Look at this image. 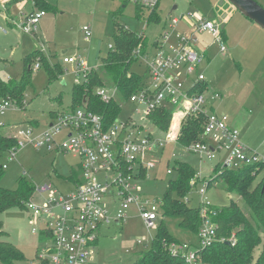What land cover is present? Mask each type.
I'll list each match as a JSON object with an SVG mask.
<instances>
[{"label":"rangeland","instance_id":"1","mask_svg":"<svg viewBox=\"0 0 264 264\" xmlns=\"http://www.w3.org/2000/svg\"><path fill=\"white\" fill-rule=\"evenodd\" d=\"M219 1L160 0L157 9L160 20L156 21L150 17L152 9L141 6L133 0H47L50 7L46 9V15L40 19L36 30L31 33H26L16 25V19L31 11L30 3L25 2L23 5L13 7L14 20H7L0 14V79L5 82H16L21 80L26 65L34 66L24 90L26 104L22 106L11 103L5 113L0 115L1 128L6 134L14 133L18 128H31L33 135H37L56 121L58 112L70 111L76 106L73 88L78 76L73 64L64 63L62 60L64 55L80 56L90 67L101 66L103 58L110 51V45L115 44L120 26H126L135 33L144 32L150 47L162 31L169 30L171 34L169 43L177 45V35L183 25L179 24L173 28L172 17L180 18L182 15L187 16L189 12H199L206 19L215 20L219 13L223 15L230 6L227 1L221 6ZM256 1L264 7V0ZM1 10H4V0H0ZM38 10L40 8L37 7L36 11ZM229 20L223 29L227 45L225 52L220 51L218 42H211L212 39L208 34L204 36L205 40L208 39V42L212 43L209 49L212 63L210 65L206 63L203 69L208 84L207 93L223 92V95L220 93L223 99L220 97L218 100H213L217 112L227 114L232 110L242 112V117L246 119V123L240 129L242 141L249 148L264 154V74L255 83V61L250 58V53L246 51L242 41L244 28L240 30L242 20L248 18L240 10L234 9ZM85 26L91 28V36L88 39L83 30ZM3 29L6 31L4 32ZM233 35L240 41L239 48L235 50H232ZM200 41L202 42V36ZM208 42L202 43L201 47ZM38 49L49 56L52 63L60 62L63 68L61 76H52L46 64L35 69V64L38 62V54H35V51ZM64 50H67L65 54ZM251 59L252 63L249 62ZM131 69L143 74L145 64L134 61ZM143 108L142 105L130 101L124 102L118 118L125 122L132 117L139 124H143L140 137L148 135L149 132L159 135L157 127L152 126L148 120L141 119L143 113L140 114L138 111H143ZM174 116L176 124L175 119L178 116L177 114ZM172 122L171 120L167 130L169 132H172L175 126ZM180 123L179 119L178 125ZM16 126L18 128H15ZM161 135L166 138V134L161 133ZM60 137H65V134L59 135L58 139H62ZM175 141L166 143L165 148L160 150L163 157L161 162H155L143 176L132 182L140 188L138 193L142 196L141 204H131L126 209V219L120 224L114 222L102 226L92 264H134L142 252L152 248L153 237L157 230L148 229L142 219L140 207L147 203L161 204L168 190L169 180L176 176L173 168L176 160L190 163L197 173H201L189 194L191 200L189 204L196 207L203 206L205 197L199 190L204 187L206 180L219 174L215 170L219 160L212 161L206 156L187 151ZM2 160L7 161L8 156L3 157ZM147 162L150 163L152 160L148 159ZM78 164L79 158L72 153L49 151L45 147L37 148L33 143L25 144L15 152L12 160L8 162V168L0 174V184L15 190L19 186V178L24 175L27 180L35 184L36 189L52 184L61 191H69L74 182L68 177L72 168L76 169ZM263 176L264 169L255 182L260 181ZM207 190V200L215 207L229 205L232 200L240 206L244 205V200L237 192L229 193L221 185L213 183ZM50 195L51 192L40 195L35 191L32 201L36 204H44L49 200ZM110 207L112 210H118L120 205L111 204ZM162 214L160 211L161 217ZM47 218L48 215L36 218L27 207L22 205L11 206L2 212L1 220L3 230L6 232L3 239L12 242L24 253V258L17 264H43L39 256L40 249L44 247L41 231L45 228ZM164 223L180 243L187 242L192 247L199 244L197 232L182 228L178 219L165 216ZM33 228L38 231L34 232ZM139 239H143L142 243L138 242ZM261 250L262 247L257 249L255 258L259 256Z\"/></svg>","mask_w":264,"mask_h":264},{"label":"built area","instance_id":"2","mask_svg":"<svg viewBox=\"0 0 264 264\" xmlns=\"http://www.w3.org/2000/svg\"><path fill=\"white\" fill-rule=\"evenodd\" d=\"M133 1L154 10L158 8L160 0ZM45 15L44 9L35 11L16 25L26 33L34 32ZM224 21L225 18L221 15L210 20L199 12H189L187 16L171 19L173 28L179 24L184 25L177 35V45L169 43V30L159 34L151 51H144L138 45L133 50V57L135 61L145 64L146 72L141 87L128 101L142 105L143 111H138L143 113L141 119L148 120L159 131L161 129L154 124L151 115L160 108L173 112L172 121L176 114V119L179 118L180 122L188 116L203 117L201 138L184 148L206 156L209 160H219L221 167L237 168L243 164L264 162V154L249 148L242 141L240 130L230 123L227 113L214 109L213 100L220 98L221 94L216 92L211 96L207 95L206 77L201 70L206 56L198 48L200 36L208 33L214 42L220 44L221 51L227 50L222 28ZM83 30L88 39L91 28L85 26ZM110 48H114V45ZM37 59L35 69L42 66L41 57L38 56ZM62 60L75 66L78 81L88 78L92 67L85 59L64 55ZM96 92L103 101L110 102L117 98L118 88L103 86L98 87ZM11 103L24 106L26 99L24 97L22 103L16 99H2L0 115L5 113ZM174 125L172 132L166 133V138L151 132L140 137L144 125L132 117L125 122L116 118L109 126L103 114L79 107L59 112L56 121L37 135H33L31 128L15 127L18 129L12 136L17 145L7 151V161L0 157V171L8 168V162L21 146L29 143L37 148L45 147L49 151L72 153L80 161L79 179L74 181L69 191H61L52 184L40 186L36 192L40 195L51 192L49 200L44 204H36L31 198L27 202L28 210L36 218L48 215L45 228L41 231L44 247L40 249L39 256L43 264H92L102 226L114 222L120 224L127 217L126 209L131 204L140 205L142 202V196L138 193L139 186L132 183L134 179L139 178L143 170L147 171L155 162L160 161L159 153L166 143L174 140L178 142L179 128ZM62 133L65 137L58 139ZM148 159L152 162L148 163ZM218 175L206 180L204 187L199 190L205 197L201 207L203 224L198 233L199 244L195 247L187 242L171 245L172 254L181 256L188 264H203L202 251L218 239L217 224L210 217V211H215V206L207 200V189L218 182ZM200 176L201 173H197L192 182L196 184V178ZM111 204H119L120 208L112 210ZM160 205L154 202L140 207L142 219L149 230L158 228L161 219ZM33 231L38 230L33 228ZM142 241L143 239L138 240L139 243ZM231 241L235 244L236 239L233 237Z\"/></svg>","mask_w":264,"mask_h":264},{"label":"trees","instance_id":"3","mask_svg":"<svg viewBox=\"0 0 264 264\" xmlns=\"http://www.w3.org/2000/svg\"><path fill=\"white\" fill-rule=\"evenodd\" d=\"M34 1L44 10L50 7L47 0ZM157 9L152 10L150 17L159 21ZM146 44V37L131 31L126 26H120L114 48L110 49L103 58V64L92 67L87 79L76 82L73 88L74 104L83 105L96 113L103 114L107 125L110 126L119 117L122 104L141 87L144 76L133 71L131 65L136 60L133 57V50L138 45L145 47ZM36 53L41 57L42 65H47L52 76H61L63 68L59 62L52 63L49 56L39 49L35 51ZM33 69V65H26L21 80L16 82H5L0 79V101L16 99L22 103L25 86L30 80ZM103 86L117 87V98L110 102L103 101L95 91V88L97 90L98 87ZM76 106L72 110L79 108ZM151 118L156 126L167 131L173 119V112L170 109L160 108L151 115ZM172 123L174 124V121ZM178 128V143L188 146L201 138L203 117L182 118ZM16 145L15 137L4 134L0 127V157H4L7 151ZM173 168L176 176L169 180L168 190L162 199L160 211L163 217L153 237L152 248L142 252L134 264H188L181 256L172 254L171 245L180 241L169 232L164 217L178 219L182 228L199 233L203 224L201 207L189 204L191 201L189 194L195 186L192 180L197 171L190 163L180 160L175 161ZM263 169L264 162L243 164L237 168L221 167L219 164L215 168L216 173L219 172L216 184L221 185L229 193L237 192L244 200V205L240 206L232 200L231 204L221 208L215 207V211H210L211 220L217 224L218 239L202 251L203 264H264V176L260 181L255 182ZM3 171L1 170L0 174ZM80 173V167L77 165L76 169L72 168L68 179L72 182L77 181ZM145 173L146 170H143L140 177ZM35 191V184L27 180L24 175L19 178V186L15 190L0 184V264H17L24 258L22 250L3 239L6 232L3 230L1 214L14 205L27 207V202L34 196ZM233 237L236 239L235 244L231 241ZM259 247H262V250L255 258Z\"/></svg>","mask_w":264,"mask_h":264},{"label":"crops","instance_id":"4","mask_svg":"<svg viewBox=\"0 0 264 264\" xmlns=\"http://www.w3.org/2000/svg\"><path fill=\"white\" fill-rule=\"evenodd\" d=\"M25 2H28V3L31 4V6H32L31 11L28 14H22L19 17V19H16L17 20V23L20 22V21H22L29 14L35 12L37 10V7L40 8V10L42 9L41 6L36 5V3H35L34 0H20V1L4 0V10H1L0 11V14H2L3 17L6 18L7 20L13 19V16H14L13 7L16 6V5H23ZM220 9H221V7H220ZM226 10H229V9L226 8ZM219 15H221V14L219 13ZM230 15H231V13L228 12L227 16L225 17V21L223 23H226L229 20ZM221 16H223V15H221ZM230 20H232V19H230ZM241 24H242V27L240 28V30L242 28H244V30L242 31V36H241L242 41H244V47H245L246 51H248L250 53L249 54L250 55V58H252L255 61V83H257L258 82V79L262 76V74H264V70H263L264 67H262V64L264 63V29L259 24H257L255 21H253V20H251L249 18H248V20H242V23ZM183 27H184V25H183ZM3 31L5 32L6 30L3 29ZM206 34H208V33H204L202 35V42L200 41L201 43L200 42L198 43L199 50L201 52L205 53V56H206V60H205L204 64L201 66V70L202 71H203L204 65H206V63H208L209 65L212 63L211 62L212 60H211L210 55H209V49H210V45L214 42V40H213V38H212V36L210 34H208V36L211 37V39H212L211 42L212 43L208 42V39L205 40L204 39V36ZM139 35H143L144 37H146V35H145L144 32L143 33H139ZM223 35L225 36L224 33H223ZM233 38H234L233 39L234 42L232 44V50H235V49H238L239 48L240 41L238 39H236V37L234 35H233ZM155 41L156 40H154V42L151 44V47H150L149 46L150 42H148V38H147V44H146L145 47H143L144 51H151L153 49L154 45H155ZM203 41L208 42V43L205 46H202L201 47V44L202 43H205ZM149 48H150V50H149ZM64 51L67 52V50H64ZM64 51H63V53H64ZM220 51H221V49H220ZM221 52H223V51H221ZM252 59L249 61L250 63L253 62ZM61 67H62V65H61ZM25 68H26V66H25ZM24 71H25V69H24ZM145 72H146V66H145ZM144 73H143V76H144ZM205 86H206V90L205 91L207 92L208 91L207 81L205 83ZM216 92L217 93H221L223 95V92H220V91H209V93H207V95L208 96H211L212 93H216ZM220 97H222V96H220ZM220 99H223V97L220 98ZM215 100H218V98L215 99ZM212 104H213V107L215 109L214 102ZM228 116H229L230 123L232 125H234L235 127H237L239 130L246 123V119H245V117H242V112H240V111H233V110L232 111H229L228 112ZM178 119L175 120L176 121V125H177L176 126L177 129H178V123H179V120ZM161 131H159L160 132L159 135H161V133L162 134H166L167 132H169V131L166 132L165 130L163 132H161ZM2 132L3 133L5 132L4 129H2ZM4 134H6V132ZM6 135H12V132L7 133ZM159 156H160V161L159 162H161L162 161V158H163L161 156V152L159 153ZM78 166L80 167V161H79Z\"/></svg>","mask_w":264,"mask_h":264},{"label":"water","instance_id":"5","mask_svg":"<svg viewBox=\"0 0 264 264\" xmlns=\"http://www.w3.org/2000/svg\"><path fill=\"white\" fill-rule=\"evenodd\" d=\"M226 1L230 4L228 7L229 13L234 9L240 10L246 17L255 21L264 29V7L256 0H220L219 5L222 6ZM227 14L228 13H224L223 17L225 18ZM222 28H225V23L222 24ZM64 53H66V51H64Z\"/></svg>","mask_w":264,"mask_h":264}]
</instances>
